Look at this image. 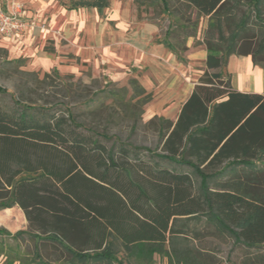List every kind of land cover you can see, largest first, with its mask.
Wrapping results in <instances>:
<instances>
[{
  "label": "trees",
  "instance_id": "trees-1",
  "mask_svg": "<svg viewBox=\"0 0 264 264\" xmlns=\"http://www.w3.org/2000/svg\"><path fill=\"white\" fill-rule=\"evenodd\" d=\"M58 1L102 10L111 0ZM135 2L168 17L173 52L207 18V72L175 123L151 120L152 149L133 141L153 100L137 80L128 97L68 75L59 93L69 103L25 86L9 105L0 88V210L18 207L28 222L0 227L3 264H264V96L234 91L223 71L235 55L264 68V0ZM124 122L129 137L110 134Z\"/></svg>",
  "mask_w": 264,
  "mask_h": 264
},
{
  "label": "crops",
  "instance_id": "crops-1",
  "mask_svg": "<svg viewBox=\"0 0 264 264\" xmlns=\"http://www.w3.org/2000/svg\"><path fill=\"white\" fill-rule=\"evenodd\" d=\"M11 1L5 0V3L0 2V5L4 10H9L13 3ZM19 1L27 5L26 18L43 22L47 30L34 28L17 36L5 37V44L14 45L13 49L20 46L31 49L33 54H37L39 62L46 70L54 66L56 58L53 50L51 53L40 52L38 46L43 42L55 40L57 34H60L61 38L70 44L75 56L90 60L93 54H100L102 58L108 59L117 68L144 67L145 72H149L158 88L151 79L143 81L139 76L140 70L133 74L132 79L137 80L145 91L158 89V100L152 112L154 117L168 119L175 123L183 104L190 98L194 87L207 72L205 64L208 56L207 48L203 44L196 46L194 38L188 42V51L185 57H182L174 54L167 47L166 44L169 41L166 38L159 42L155 40L160 29L152 22L122 20L114 26L106 23L100 24L97 12L109 8L111 1L109 7L102 10L94 7L69 10L58 0ZM86 13L90 14L91 20L89 24L84 25ZM76 15L79 16L77 25L73 20ZM83 25L86 30L84 38H81L76 35L82 33ZM225 73L230 75L234 91L264 96V68L255 66L251 56L231 57ZM6 210L11 211L12 219L8 222L0 218V225L3 223L8 225L6 229L10 232H18L27 228L28 222L22 210L18 207ZM0 264H3V261H0Z\"/></svg>",
  "mask_w": 264,
  "mask_h": 264
},
{
  "label": "rangeland",
  "instance_id": "rangeland-1",
  "mask_svg": "<svg viewBox=\"0 0 264 264\" xmlns=\"http://www.w3.org/2000/svg\"><path fill=\"white\" fill-rule=\"evenodd\" d=\"M69 2L70 0H66ZM0 2L5 3V0H0ZM11 2H20L19 0H12ZM12 3V4H13ZM23 3V2H22ZM25 6L26 3H23ZM86 17L84 18V25L89 24L91 17L90 14L86 13ZM97 16L100 18V24H111L114 26L116 23L120 21H127V22H143V23H153L159 27L160 32L157 35L158 42L166 38V40L173 43L172 37L167 36V32L169 29V19L167 16L159 17L157 12H154L153 8L151 7H141L138 8L135 0H111V5L109 8L105 9V11L97 12ZM79 16H74L73 20L76 21L75 25H77V21ZM119 19V20H118ZM207 18L202 20L201 28L198 32L196 37H192L195 40V45L200 46L203 44V37L207 28ZM43 23V22H42ZM44 24V23H43ZM83 25L82 33H77L76 36L84 38L85 35V26ZM47 30V27H46ZM55 40H49L43 42L42 45L39 44L40 52L53 53L55 55L56 61L54 66L46 70L43 68L41 62L37 58V54H33L31 49H28L26 46L13 49L14 45L5 44L4 37L0 36V88L8 90L7 97L5 102L9 105L13 104V98L20 95L21 88L27 86L31 87L35 90V93H32L33 98H44L45 100H54L57 96L60 100L69 103V98L63 99L62 94L59 93V86L61 81L68 75H72L73 78L68 82L77 83L80 81L82 85H91L94 91L98 89L108 88L109 84L116 85L118 88L127 87L129 88V95L132 94V90L129 85V81L134 77L133 74L140 70L139 76L143 81H148L152 79L149 72H145L146 69L144 67H135V68H117L108 59H104L101 57L100 54H93V58L87 60L85 57L82 56H75L74 49L70 47V44L63 38H61L60 34L55 36ZM77 38V37H76ZM192 38L188 39L186 42V47L188 42L192 41ZM182 39V36L179 37ZM204 45V44H203ZM36 47V48H38ZM36 50V49H35ZM174 54L180 55L185 57L184 49L182 47L173 48ZM37 53V51H36ZM23 60V66L18 68L14 65L8 64L7 61H20ZM225 73V69L223 70ZM37 74L40 80H45V83H40L36 81L37 77H33L32 75ZM46 75H50L49 78H46ZM93 79H97L98 82L92 81ZM155 84V83H154ZM157 87V84H155ZM57 86V87H56ZM59 86V87H58ZM155 88V87H154ZM158 88V87H157ZM146 91L147 94H152L153 100L151 103L144 107V115L138 122V130L137 134L134 137V142L140 144L142 146L148 148H154L159 143L158 133L150 122L154 118L153 116V109L154 104L158 100V89ZM73 94H78L76 91L77 89L74 88ZM79 92V91H78ZM29 95L31 93H28ZM73 95V96H74ZM49 97V98H47ZM111 101H108L107 104H110ZM74 104V103H73ZM80 111V110H79ZM83 114V113H81ZM84 119H87L86 116H83ZM92 123L95 121L97 124L101 125V128L105 126L104 120H100L98 118L90 120ZM118 122V121H117ZM110 134L113 136L120 135L122 138H127L131 135V128L127 125V123H123L119 128L116 126H112L110 129ZM11 211L9 210H0V218L1 220H5L10 216ZM4 223L0 225L2 228L6 227ZM26 228V226H25ZM7 230V229H6ZM8 231V230H7ZM10 232V231H9ZM11 233V232H10ZM16 233V232H12ZM219 242H212L207 244L208 247H215ZM221 250L223 251L224 260L227 259L228 256V247L222 246ZM239 255L237 254L234 257V260H237ZM154 264H163V261L160 256H156Z\"/></svg>",
  "mask_w": 264,
  "mask_h": 264
},
{
  "label": "built area",
  "instance_id": "built-area-1",
  "mask_svg": "<svg viewBox=\"0 0 264 264\" xmlns=\"http://www.w3.org/2000/svg\"><path fill=\"white\" fill-rule=\"evenodd\" d=\"M34 28L45 31L46 25L39 20H28L24 4L13 3L9 10H4L0 5V36L10 38Z\"/></svg>",
  "mask_w": 264,
  "mask_h": 264
}]
</instances>
